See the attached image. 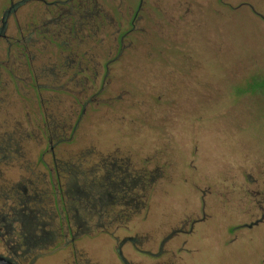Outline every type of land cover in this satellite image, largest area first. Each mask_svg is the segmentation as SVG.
Segmentation results:
<instances>
[{"label":"rangeland","instance_id":"1","mask_svg":"<svg viewBox=\"0 0 264 264\" xmlns=\"http://www.w3.org/2000/svg\"><path fill=\"white\" fill-rule=\"evenodd\" d=\"M97 1L107 12L106 23L111 24L113 17L125 25L130 20L129 10L139 2ZM226 1L161 0V6L170 11L168 17L175 16L170 20L156 10L150 19L145 10L151 2L144 0L139 13L143 18L135 22L121 51L114 36H106L103 44L91 49L98 56L96 62L103 64L117 52L121 55L109 61L107 77L87 82L98 92L85 88L83 94L94 99L85 103L84 115L79 118L81 129L79 126L74 133L68 123L57 122L71 111L73 120L80 117L81 106L74 109L71 102L80 99L81 88L39 79L38 83L54 85L40 92L43 103L34 93V97L21 100L18 112L19 105L14 102L10 108L15 120L6 125L0 114V132L4 133L19 129L21 114V183L30 187L29 180L41 178L45 162L53 172L56 167L63 171L60 178L64 182L135 180L137 188L131 191L137 193L139 203L132 222L140 233L154 229L162 235L182 227L184 221L182 228L188 230L203 210L209 216L193 227L196 250L188 254L187 262L264 264V23L248 6L231 9L225 6ZM248 1L264 15V0ZM234 2L238 5L241 0ZM186 8L189 12L183 13ZM17 14L21 17V12ZM182 14L185 16L180 17ZM13 31L10 23L8 34ZM61 50L65 52L60 45L52 47L44 58L51 53L57 59ZM68 88L74 94L67 93ZM50 96L62 102L49 104ZM44 131L53 137V149L62 152L57 166L51 157L41 156L48 149ZM17 153L1 160L0 167H12L15 161L9 159L18 157ZM116 158L128 163L121 167L117 161L116 165L129 178L125 172L115 171L103 179L106 170H99L101 160ZM9 171L14 176L16 168ZM67 197L64 195L68 203ZM73 202L78 206L80 200ZM112 208L115 211L109 210L110 218L117 210ZM83 213L89 224L78 242L87 249L77 258L117 262L114 243L105 241L111 234L98 232L102 229L98 215L91 208ZM73 214L70 210L72 223L76 221ZM256 221L257 225L245 226ZM104 224L111 231L120 223L110 220ZM139 245L138 253L123 247L124 254L149 263L157 256L167 257L159 253L157 245ZM68 247L54 239L36 254L42 264H67L76 259Z\"/></svg>","mask_w":264,"mask_h":264},{"label":"flooded vegetation","instance_id":"2","mask_svg":"<svg viewBox=\"0 0 264 264\" xmlns=\"http://www.w3.org/2000/svg\"><path fill=\"white\" fill-rule=\"evenodd\" d=\"M234 1L227 0L225 6L231 9L248 6L252 14L260 17L264 23V15L252 8L248 0H241L238 5H235ZM150 2L151 7L145 10L150 19H153L154 10L164 17H168L170 11L164 5L161 6V0H150ZM143 3L144 0H139L137 6L129 10L130 20L125 25L122 22L116 23L113 17H110L111 24L106 23L107 12L100 2L98 4L97 0H0L1 122L6 125V123L15 120L10 106H14L16 101L19 105L18 112H21V100H25L26 97H34V93L40 97L39 100L43 103L40 92L52 89L54 85L38 83V80L47 78L55 85L61 83L62 86L81 88L79 89V91L81 90L80 99H72L71 103L73 108L81 106L82 113L85 112V103L94 99L83 94L85 88H89L88 92H98L93 90V87L87 86V82H96L97 77H107L109 61H115L121 55V52H117L108 59L107 63L103 64L96 62L98 56L95 57L96 53L92 50L96 49L97 44H103L106 36H114V39H119L118 49L121 46V51L124 40L135 30V22L143 18V15L139 14L143 9ZM189 10L186 8L183 13H188ZM18 12H21V17L18 16ZM184 16V14L180 15V17ZM168 19L173 20L175 16L171 15ZM10 23L14 29L12 34H8ZM113 27L114 31L112 32ZM91 41L93 42L91 43ZM91 44L94 45L91 47ZM59 45L64 47L65 52L59 51L57 59H54L51 53L44 58L46 52ZM88 64L91 65V68L88 67ZM63 79L65 80L63 81ZM66 92L74 94L73 89L68 88ZM46 102L56 106L59 105L58 102L62 101L57 96H50ZM71 112L73 114V111ZM72 114L69 113L65 118L57 119V123L60 125L68 123V128H72L74 131L73 125H78L80 119L78 115L77 119L73 120ZM18 117L19 129L16 128L5 133L0 132V154H2L0 161H6L8 155L18 152V157L13 156L9 159L12 162L15 161L14 165L11 164L12 167H8V165H5V168L0 167V256L2 258L9 260L12 264H42L43 261H39L37 251L49 243L51 244L54 239H60L68 244L71 255L76 257L75 260L73 259L67 264H104L103 262L82 261L77 258L80 251L87 249L84 243L78 242L80 240L78 238L86 231V225L89 224L87 223L88 219L82 218L83 212L91 208V212L97 214L100 222L102 221V224L99 225L102 229L98 232L111 234L108 240L104 235L102 236L111 245L114 243V251L119 257L117 262L109 264H192L186 259L188 254L196 250L192 237L195 232L193 227L197 226L198 222L206 221V214L202 213L199 218L192 220V226L188 230L179 227L169 229L162 235L153 230L140 233L132 222L136 212L135 196L128 198L122 196L135 187L137 183L135 180L125 181L118 177L120 181L103 180L100 183L90 182L89 184L64 182L65 180L60 178L63 171L60 172L56 167L53 172V169L45 162V170L42 172L41 178L36 177L35 181L29 180L30 187L22 184L20 179L21 114ZM43 136L45 139L47 132L44 131ZM52 139L53 137L48 136L50 147L44 150L41 156L51 157L52 163L56 164L58 163L57 158L63 155L61 151L56 152L53 149ZM115 161L120 162L122 167L124 165L126 167L128 164L123 159ZM11 168H16L14 176L9 171ZM82 173L84 174L83 171ZM38 174L40 173L36 175ZM125 175L128 177L129 174ZM118 193L121 194L120 197L117 195ZM64 195L68 196V203L65 201ZM80 195H83L85 200ZM90 198L91 200H89ZM76 200H80L78 206H74L73 201ZM111 206L117 210L110 218L109 210H113ZM70 210L73 211V218L76 220L73 223ZM110 220L120 223L111 231L104 227V223H110ZM186 223V221L183 222L184 226ZM252 224L254 223L248 224V226H252ZM46 226L54 229H47ZM144 243L149 248L150 245H157L159 253L162 251L167 257L163 259L157 256L149 263L137 260L135 257L129 258L128 253L124 254L123 252V247H128L131 252L138 253L139 244L143 245ZM178 252H183V255L177 254ZM56 264L59 263L56 262Z\"/></svg>","mask_w":264,"mask_h":264},{"label":"trees","instance_id":"3","mask_svg":"<svg viewBox=\"0 0 264 264\" xmlns=\"http://www.w3.org/2000/svg\"><path fill=\"white\" fill-rule=\"evenodd\" d=\"M101 89V88H100ZM117 102H115V105L114 106H116L117 105V107H119V105L118 104H116ZM107 107H112V106H110V105H107ZM102 108V106L100 107V109ZM84 109H86V108H84ZM100 109H98V110H100ZM96 112V111H95ZM84 115V112L82 113V108H81V113H80V117L79 118H81L82 116ZM125 115L126 114H124L123 115V118L125 117ZM80 123H81V120H79V123H78V125H73V129H74V131L73 132H75V130L80 126ZM83 123V122H82ZM82 123H81V125H82ZM80 129H81V126H80ZM80 129H78V130H80ZM78 133H80V131L78 132ZM46 139H47V145H48V148L50 147V143H49V140H48V135H47V137H46ZM109 156V155H108ZM117 159H120V158H116V159H114L112 162H108L107 160H105V159H102L101 161V165L99 166V170L100 169H104L105 168V170H106V175H104V177H103V179H106V178H108V177H111V175H112V173H114L115 171H118V173H121V169L119 168H117V161H115V160H117ZM111 166V167H110ZM122 167V166H121ZM111 172H110V171ZM109 172V173H108ZM123 172H125V174L127 173L125 170L123 171ZM108 181V180H107ZM111 181V180H110ZM137 187L135 186V187H133L132 189H136ZM205 188V186H203V188L202 189H204ZM122 196H124V197H126V198H128L129 196L130 197H134L135 196V199H136V211H137V209H138V199H139V197H138V195H137V193H133L131 190H130V192H127V193H125V194H122ZM200 205H202V207H203V201L201 200V202L199 203ZM204 206H205V203H204ZM136 213V212H135ZM202 213H205L206 214V212L205 211H203L202 210ZM184 217L186 216V215H183ZM206 216L208 217L209 215L208 214H206ZM206 217V218H207ZM186 218H184L183 220H185ZM196 219V218H195ZM194 219V220H195ZM260 221H262V220H260ZM259 221V222H260ZM257 222V221H256ZM256 222H253L254 224H252V226H254V225H257L258 223H256ZM169 224V223H168ZM169 226V225H168ZM184 226V225H183ZM182 226V227H183ZM242 226H244V225H242ZM242 226H240V227H242ZM245 226H248V225H245ZM251 226V227H252ZM166 227V226H165ZM181 227V228H182ZM153 231H156V230H154V229H152ZM178 254H180V255H183V252H178Z\"/></svg>","mask_w":264,"mask_h":264},{"label":"water","instance_id":"4","mask_svg":"<svg viewBox=\"0 0 264 264\" xmlns=\"http://www.w3.org/2000/svg\"><path fill=\"white\" fill-rule=\"evenodd\" d=\"M0 264H12L9 260L7 261L5 258H2V256H0Z\"/></svg>","mask_w":264,"mask_h":264}]
</instances>
